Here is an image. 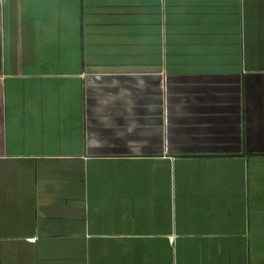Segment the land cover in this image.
Wrapping results in <instances>:
<instances>
[{"label": "crops", "instance_id": "crops-1", "mask_svg": "<svg viewBox=\"0 0 264 264\" xmlns=\"http://www.w3.org/2000/svg\"><path fill=\"white\" fill-rule=\"evenodd\" d=\"M0 264H264V0H0Z\"/></svg>", "mask_w": 264, "mask_h": 264}]
</instances>
